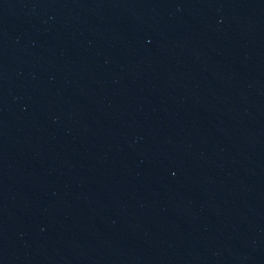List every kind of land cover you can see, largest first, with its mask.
Masks as SVG:
<instances>
[{
    "label": "water",
    "instance_id": "obj_1",
    "mask_svg": "<svg viewBox=\"0 0 264 264\" xmlns=\"http://www.w3.org/2000/svg\"><path fill=\"white\" fill-rule=\"evenodd\" d=\"M0 264H264V0H0Z\"/></svg>",
    "mask_w": 264,
    "mask_h": 264
}]
</instances>
